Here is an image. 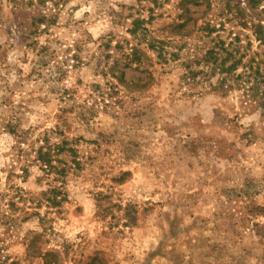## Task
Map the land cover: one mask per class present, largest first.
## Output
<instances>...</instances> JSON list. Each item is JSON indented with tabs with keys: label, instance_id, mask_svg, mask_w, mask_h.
<instances>
[{
	"label": "rangeland",
	"instance_id": "obj_1",
	"mask_svg": "<svg viewBox=\"0 0 264 264\" xmlns=\"http://www.w3.org/2000/svg\"><path fill=\"white\" fill-rule=\"evenodd\" d=\"M159 1L0 0V264H264V0Z\"/></svg>",
	"mask_w": 264,
	"mask_h": 264
},
{
	"label": "trees",
	"instance_id": "obj_2",
	"mask_svg": "<svg viewBox=\"0 0 264 264\" xmlns=\"http://www.w3.org/2000/svg\"><path fill=\"white\" fill-rule=\"evenodd\" d=\"M156 3H158L159 0H154ZM189 2H194L195 0H187ZM160 2V1H159ZM257 2V0H250V5L251 7H254L253 5H255ZM146 22L145 18H137L134 20L133 22V28L131 29V33L137 36L140 35H145L147 28L144 26V23ZM180 26H185L186 22H183L181 24H179ZM209 25V23L207 24ZM255 27V33L257 35V38L262 42L264 41V30L261 24H254ZM162 45H163V41L162 40H158L155 37H152L149 40V47L155 49L156 51L159 52L160 55H162ZM136 48H132L131 53L129 54L131 56L130 58V62H132L133 60H135V55H136ZM140 56V55H137ZM137 59L139 60L140 57H137ZM126 66H129V63L126 64ZM124 75V73L122 72V76ZM48 143V142H47ZM45 144V145H40V147L38 148V150L36 151L37 153V157L36 159L40 162L41 167H43V169L49 173L52 172H64V168L59 169V166L55 164V161H59V159L57 158V155H59L62 151H65L68 149L66 148L64 150L63 146L61 145H55V144ZM70 150V149H69Z\"/></svg>",
	"mask_w": 264,
	"mask_h": 264
}]
</instances>
